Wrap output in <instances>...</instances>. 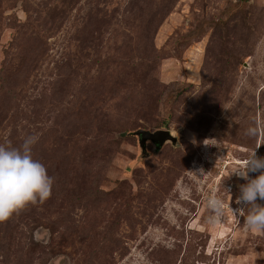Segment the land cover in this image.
I'll return each mask as SVG.
<instances>
[{"label": "rangeland", "instance_id": "obj_1", "mask_svg": "<svg viewBox=\"0 0 264 264\" xmlns=\"http://www.w3.org/2000/svg\"><path fill=\"white\" fill-rule=\"evenodd\" d=\"M29 136L54 183L0 264H264L229 175L264 141V0H0V145Z\"/></svg>", "mask_w": 264, "mask_h": 264}, {"label": "clouds", "instance_id": "obj_2", "mask_svg": "<svg viewBox=\"0 0 264 264\" xmlns=\"http://www.w3.org/2000/svg\"><path fill=\"white\" fill-rule=\"evenodd\" d=\"M250 137L257 136V129L247 130ZM38 138L29 136L20 147L0 145V221H4L28 204L42 203L51 195L53 178L43 163L35 159L32 146ZM261 141L251 149L243 163L229 175L235 174L245 183L239 187L236 199L238 208L234 214L246 212L245 222L250 229L264 233V156L257 155ZM194 176V172H190ZM250 173L255 175L250 176ZM208 208L218 215L223 210L220 197L213 194L208 198Z\"/></svg>", "mask_w": 264, "mask_h": 264}, {"label": "water", "instance_id": "obj_3", "mask_svg": "<svg viewBox=\"0 0 264 264\" xmlns=\"http://www.w3.org/2000/svg\"><path fill=\"white\" fill-rule=\"evenodd\" d=\"M135 135L138 138L142 151H144L147 141L153 143L156 147H161L168 140L173 143L176 142V138L172 136L168 130H157L155 132L138 130L135 132Z\"/></svg>", "mask_w": 264, "mask_h": 264}, {"label": "flooded vegetation", "instance_id": "obj_4", "mask_svg": "<svg viewBox=\"0 0 264 264\" xmlns=\"http://www.w3.org/2000/svg\"><path fill=\"white\" fill-rule=\"evenodd\" d=\"M148 144V141L146 142V144L145 145H147Z\"/></svg>", "mask_w": 264, "mask_h": 264}, {"label": "trees", "instance_id": "obj_5", "mask_svg": "<svg viewBox=\"0 0 264 264\" xmlns=\"http://www.w3.org/2000/svg\"><path fill=\"white\" fill-rule=\"evenodd\" d=\"M141 159H142V157H141ZM140 158H139V160H141Z\"/></svg>", "mask_w": 264, "mask_h": 264}]
</instances>
